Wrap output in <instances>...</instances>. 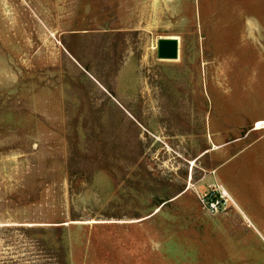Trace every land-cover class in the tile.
<instances>
[{
	"label": "rangeland",
	"instance_id": "rangeland-1",
	"mask_svg": "<svg viewBox=\"0 0 264 264\" xmlns=\"http://www.w3.org/2000/svg\"><path fill=\"white\" fill-rule=\"evenodd\" d=\"M243 219L264 0H0V264H228Z\"/></svg>",
	"mask_w": 264,
	"mask_h": 264
},
{
	"label": "crops",
	"instance_id": "crops-1",
	"mask_svg": "<svg viewBox=\"0 0 264 264\" xmlns=\"http://www.w3.org/2000/svg\"><path fill=\"white\" fill-rule=\"evenodd\" d=\"M255 223L256 221L254 222L253 220L250 222L249 219L231 222V228L229 231L231 234H228V248L230 243H234L235 247L228 252V264H245L248 263V261L254 260V258L251 257V255L254 253V246L252 244L249 245L248 241L249 235L251 233V236L257 241L259 245H261V248L264 251V234H262L259 229H253L255 228ZM232 224H237L238 226L236 227H238V229H234V231ZM246 224L250 229H246ZM257 224L264 227L263 220H258Z\"/></svg>",
	"mask_w": 264,
	"mask_h": 264
},
{
	"label": "water",
	"instance_id": "water-1",
	"mask_svg": "<svg viewBox=\"0 0 264 264\" xmlns=\"http://www.w3.org/2000/svg\"><path fill=\"white\" fill-rule=\"evenodd\" d=\"M157 55L160 60H178L180 56L179 40L177 38H160L157 42Z\"/></svg>",
	"mask_w": 264,
	"mask_h": 264
},
{
	"label": "bare ground",
	"instance_id": "bare-ground-1",
	"mask_svg": "<svg viewBox=\"0 0 264 264\" xmlns=\"http://www.w3.org/2000/svg\"><path fill=\"white\" fill-rule=\"evenodd\" d=\"M167 38H176V37H167ZM178 38V37H177ZM179 39V38H178ZM175 61V60H174ZM259 125H261V124H259Z\"/></svg>",
	"mask_w": 264,
	"mask_h": 264
},
{
	"label": "built area",
	"instance_id": "built-area-1",
	"mask_svg": "<svg viewBox=\"0 0 264 264\" xmlns=\"http://www.w3.org/2000/svg\"><path fill=\"white\" fill-rule=\"evenodd\" d=\"M223 195V194H222Z\"/></svg>",
	"mask_w": 264,
	"mask_h": 264
}]
</instances>
